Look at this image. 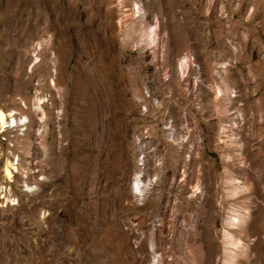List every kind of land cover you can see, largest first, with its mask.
<instances>
[{"label":"rangeland","instance_id":"rangeland-1","mask_svg":"<svg viewBox=\"0 0 264 264\" xmlns=\"http://www.w3.org/2000/svg\"><path fill=\"white\" fill-rule=\"evenodd\" d=\"M134 1L0 0V108L28 116L17 137L14 127L0 133V184L7 190L0 189V264H117L119 258L148 264L152 230L160 264H177L182 254L189 264H225L224 229L234 202L225 169L245 177L240 145L227 139L234 131L251 133L253 108L244 119L233 108L225 111L215 84L224 75L237 102L264 99V0H138L147 25L159 22L154 44L141 43ZM34 53L40 61L32 67ZM183 55L195 63L184 74L175 71ZM114 100L123 108L113 113L119 126L110 129ZM91 106L96 128L87 119ZM175 111L182 114L174 125L184 156H178V182L172 174L170 184L174 152L164 125ZM189 152L195 159L185 163ZM138 154H146L148 175L159 159L165 172L137 199L130 182L142 169ZM13 156L18 171L9 180L3 166ZM184 169L186 183L179 186ZM197 181L204 195H194ZM237 201L264 205L257 191ZM179 220L187 237L183 253L174 242ZM255 238L264 257V231L243 241L247 246Z\"/></svg>","mask_w":264,"mask_h":264},{"label":"bare ground","instance_id":"bare-ground-1","mask_svg":"<svg viewBox=\"0 0 264 264\" xmlns=\"http://www.w3.org/2000/svg\"><path fill=\"white\" fill-rule=\"evenodd\" d=\"M133 11H134V16L140 17L141 20V33H142V41L141 43L145 44H154L156 42V39L158 38V32L157 29L160 28L159 22H156L154 25H147L148 23L146 22L147 18V12L146 9L143 5L142 2L136 0L133 2ZM66 46L68 45L65 44ZM65 47V46H64ZM68 48V47H66ZM38 53H34V60L31 63V66L33 67L36 63L40 61L39 56L37 55ZM57 57V56H56ZM195 64L194 62H191V58L189 55H183L179 60L176 61V67L175 71L177 72H182L183 74L186 72V69L190 64ZM221 67L226 68V62L220 63ZM55 68L54 71L57 72V65H54ZM218 74V73H217ZM230 75V74H229ZM246 83L250 84L251 83V76L248 75L247 73L242 75ZM201 79V76H197L196 80L199 81ZM221 82H217L215 84V99L216 102H219V99L225 100V111L229 112L234 110L238 114V118L241 117L246 118L247 113L249 112L250 108H253V113L252 117L249 118V122L252 124V131L249 133L248 136L245 138V133L244 131H234L231 135H228L227 142L230 144H238L239 146V152L237 153V157L240 160V168L244 171L245 177H237L232 174H229V170L225 169L228 174V177L226 179V186H227V197L229 200H234L232 201L229 208H228V213L226 217V227L224 229V242L226 243L225 245V254L227 256L225 260V264H264V257L262 254V241L259 240V238H255V242L253 243H248L247 246L245 245L243 239L249 235L252 234H258L262 233L264 231V218H262V214L264 211V205L262 203H257L255 207L249 206V205H244L242 203H238L237 198L239 197H244L249 195L252 192H258L260 196L264 198V187L261 185L264 183V99L260 100L256 98H251L252 101H247L244 100L243 103L237 102V94L235 93V90H231L226 82V76L220 75ZM240 81V77L238 79ZM52 83L55 84V78H52ZM56 85V84H55ZM138 86V85H137ZM141 86V85H140ZM142 88V87H141ZM110 89V88H109ZM140 89V88H139ZM85 90V89H84ZM81 93V95L87 94L86 91ZM101 91V90H100ZM104 91V90H103ZM108 91V90H107ZM105 92V91H104ZM139 92V91H138ZM142 92V91H141ZM147 96H150V93L148 91H145ZM249 97L254 96V92L250 86V89L248 91ZM112 92L110 93V95ZM139 94V93H138ZM143 94V93H142ZM109 95V94H108ZM109 95V96H110ZM140 96V95H139ZM256 96V95H255ZM112 97V96H111ZM144 98V97H143ZM153 99V98H152ZM238 99V98H237ZM43 98H37V102L40 104L43 102ZM147 100V99H146ZM263 100V101H262ZM142 101V100H141ZM146 102V101H145ZM150 102V101H149ZM41 105V104H40ZM38 105L37 107L41 109V106ZM101 105V104H100ZM108 105V103H107ZM122 102H119L117 100L112 101L109 104L108 110L110 111V115H108V119L113 123L110 126V129L113 128V126H119L117 122L113 119L114 114H117L119 110L123 108ZM236 105V106H235ZM147 106V105H146ZM175 109V108H174ZM87 110V109H86ZM90 113L87 115V119L89 121V124L92 128H96L97 121L96 118L93 114V107L91 106L89 108ZM147 111V110H146ZM7 112V114H6ZM180 112V111H179ZM175 111V114L172 118L168 119L166 121V124L164 125V128L166 130V135L168 137V140L172 144L171 148L173 153L174 158L169 162L167 166V171L169 173V177L171 178L170 184H172V180H174V177H172V174L175 175V183L178 181L177 179V173H178V165H179V160L178 156H184V153L182 150L179 149L178 144L181 145L180 148H184V144L182 143L183 139H180V137L176 133V128L177 126L174 125L176 120L182 119V114ZM16 113V111H4L3 109L0 108V130H6L9 127H14V116H10ZM9 115V116H8ZM25 117L27 118L28 116L25 114ZM28 120L23 119V117H16V125L20 128V130H24L26 128ZM235 127L233 130H236L238 127L237 124V119H234ZM23 130V131H24ZM238 134L241 135V138L238 137ZM261 137L258 142V146L254 147V149H251V143L255 140H257V137ZM253 145V144H252ZM143 146V145H141ZM254 146V145H253ZM194 149V148H193ZM195 155V154H194ZM146 154H143L142 156L138 154L137 156V165L140 164L142 166V169L137 170L130 182L131 186V191L132 194L138 199L141 198L146 190L153 184H156L163 180V173L165 172L162 166V161L159 159L157 166H156V171L153 175H148V173L145 171V159ZM233 157V156H232ZM228 155V158H232ZM195 159L193 156V153L188 154V159L183 161L185 163H190L192 160ZM232 160V159H231ZM18 157L7 158L6 162L3 166V171L5 176L9 179L12 180L14 173L18 171ZM183 174L185 178H183V182L179 183L180 185H184L186 183V172L185 169L183 170ZM188 180V179H187ZM253 181V185L255 187V191H252V187L250 186V181ZM26 190L30 191L32 190V186H30L28 183L25 184ZM173 187L176 186L175 184L172 185ZM4 188V189H3ZM193 193L194 195H198L199 193L203 194L204 190L203 188L201 189V182L197 181L194 186H193ZM0 189L2 191L6 190V186H3L0 184ZM204 195V194H203ZM5 196V194H3ZM247 201V200H246ZM253 199H249L247 202H252ZM257 212V217H254V213ZM180 219V218H179ZM178 220V219H177ZM177 223V222H176ZM179 229L177 232V239L174 240L175 245L177 246V251H180L183 253L182 249L186 245V238L184 236V229L182 221L179 220ZM157 224L155 223L154 226ZM232 229H238L240 231V235L236 236L233 233ZM156 233V232H155ZM154 230L150 232V235L147 239V248L149 251V257H148V264H160L161 258L160 255L157 253V242L155 238ZM197 233L191 234V236L197 237ZM158 236V235H157ZM156 236V237H157ZM170 239L173 240V237ZM264 240V238H263ZM170 241V240H169ZM166 242V241H165ZM138 245V244H137ZM140 245V244H139ZM139 248V247H138ZM241 249L240 253H238L236 250ZM239 251V250H238ZM240 255L238 258L236 257L237 255ZM183 256L177 261V264H189L187 257L182 254ZM136 260V259H135ZM135 262V261H134ZM131 264H135V263ZM194 264H200L199 259H194ZM117 264H129L127 261V258H119L117 259ZM202 264H206V261H204Z\"/></svg>","mask_w":264,"mask_h":264},{"label":"built area","instance_id":"built-area-1","mask_svg":"<svg viewBox=\"0 0 264 264\" xmlns=\"http://www.w3.org/2000/svg\"><path fill=\"white\" fill-rule=\"evenodd\" d=\"M23 106L24 103H23ZM7 114V112H6ZM9 116V115H8ZM10 116H14V128H12V131H16V137L18 136V128H17V125H16V117H23V119H27L28 120V117L26 118L25 117V114L23 113H20L18 111H16V113H14L13 115H10ZM2 132H4V130H0V133L2 134ZM4 140V139H3ZM5 145L7 146V143H5ZM8 147V146H7ZM4 189V188H3ZM5 191V190H4ZM7 191V190H6ZM8 195V196H7ZM5 197L8 199V202H12L13 201V198L11 197L10 193L9 194H6L5 193Z\"/></svg>","mask_w":264,"mask_h":264}]
</instances>
